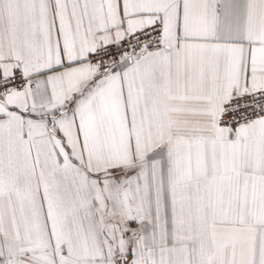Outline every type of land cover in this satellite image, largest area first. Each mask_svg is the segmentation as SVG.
<instances>
[{"label":"snow or ice","instance_id":"obj_1","mask_svg":"<svg viewBox=\"0 0 264 264\" xmlns=\"http://www.w3.org/2000/svg\"><path fill=\"white\" fill-rule=\"evenodd\" d=\"M0 264H264V0H0Z\"/></svg>","mask_w":264,"mask_h":264}]
</instances>
